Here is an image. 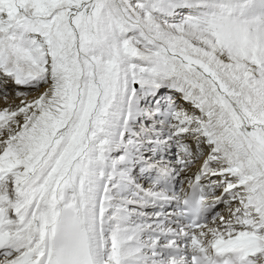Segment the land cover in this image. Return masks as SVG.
I'll use <instances>...</instances> for the list:
<instances>
[{
	"label": "snow or ice",
	"instance_id": "obj_1",
	"mask_svg": "<svg viewBox=\"0 0 264 264\" xmlns=\"http://www.w3.org/2000/svg\"><path fill=\"white\" fill-rule=\"evenodd\" d=\"M0 264H264V0H0Z\"/></svg>",
	"mask_w": 264,
	"mask_h": 264
}]
</instances>
